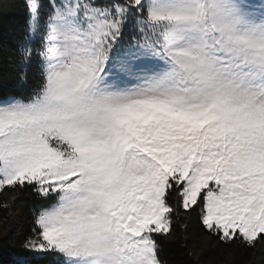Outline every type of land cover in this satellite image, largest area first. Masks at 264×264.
Segmentation results:
<instances>
[{
	"label": "snow or ice",
	"instance_id": "1",
	"mask_svg": "<svg viewBox=\"0 0 264 264\" xmlns=\"http://www.w3.org/2000/svg\"><path fill=\"white\" fill-rule=\"evenodd\" d=\"M25 9L0 48L19 69L0 83V238L29 192L33 264H166L161 239L232 264L264 244V0Z\"/></svg>",
	"mask_w": 264,
	"mask_h": 264
},
{
	"label": "trees",
	"instance_id": "2",
	"mask_svg": "<svg viewBox=\"0 0 264 264\" xmlns=\"http://www.w3.org/2000/svg\"><path fill=\"white\" fill-rule=\"evenodd\" d=\"M0 48L5 50L14 49L17 41L24 36V26L27 19L25 0H0ZM18 67L15 63L9 64L6 58H0V76L5 79L0 83H13ZM34 198L29 192H25L16 201L15 209L21 215L15 218L11 232L7 238H0V264H33L34 257L23 252L18 247V241L27 228L26 213L32 208ZM4 213L0 211V227L4 220ZM159 257L166 264H194L192 257L186 254L185 248L179 242L159 241ZM227 247V246H226ZM209 251L205 258L213 256ZM51 260V258H48ZM232 264H264V244H258L256 249L236 247Z\"/></svg>",
	"mask_w": 264,
	"mask_h": 264
}]
</instances>
